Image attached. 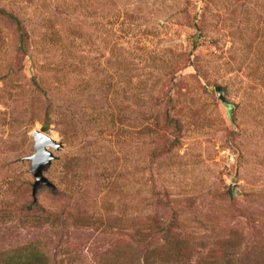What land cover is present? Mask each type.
<instances>
[{
	"label": "rangeland",
	"instance_id": "374dc122",
	"mask_svg": "<svg viewBox=\"0 0 264 264\" xmlns=\"http://www.w3.org/2000/svg\"><path fill=\"white\" fill-rule=\"evenodd\" d=\"M0 6L30 34L14 71L13 31L0 18V255L36 245L52 264H104L108 250L125 247V229L153 212L170 217L171 208L153 204L154 186L181 209L178 230L195 246L192 264L212 247L225 249V239H241V251L264 242V0ZM169 79L167 88L181 93L183 137L151 165V101ZM43 121L62 146L44 171L55 189L40 187L34 202L26 157ZM30 204L62 218H29ZM74 208L119 226L74 222L65 216Z\"/></svg>",
	"mask_w": 264,
	"mask_h": 264
},
{
	"label": "trees",
	"instance_id": "16d2710c",
	"mask_svg": "<svg viewBox=\"0 0 264 264\" xmlns=\"http://www.w3.org/2000/svg\"><path fill=\"white\" fill-rule=\"evenodd\" d=\"M0 18L13 31L14 51L17 60L14 63L17 68L13 66V70L17 71L23 58L29 53L30 34L23 20L14 11L0 6ZM170 83H172V79L163 81L159 85L158 94L151 101L155 120L151 126L146 125L151 130L148 139L150 143L148 162L151 165L155 160L169 156L175 148L181 146L184 123L179 115L177 105L181 93L179 91L173 95L172 87L167 88ZM35 86L39 88L37 82H35ZM47 128V123L43 121L42 130L46 131ZM155 188L154 186L153 204L171 208L170 217L165 220L157 212H153L146 216L144 223L138 224L132 229H125V247L112 249V251L108 250L111 254L104 264H192L193 258L196 256L195 246L191 245V238H186L178 230L181 226V209L172 207V203L176 202L169 197L168 192L163 187ZM190 204L191 200L186 206ZM25 210L27 211L26 216L44 223L58 221L63 214L59 211H49L38 204H30ZM40 211L42 212L40 213ZM65 211L67 218L83 225L98 223L110 228L119 226L114 221L97 217L95 213L89 212L86 208L65 209ZM242 242L236 236L225 239V249L221 251L220 248L212 247L205 255H200L201 261L197 264H264V242L259 243V246L252 250L241 251ZM244 253L248 254V258L253 256L254 260L249 259L246 262L247 257ZM0 264H52V262L44 249L36 245H25L1 253Z\"/></svg>",
	"mask_w": 264,
	"mask_h": 264
},
{
	"label": "water",
	"instance_id": "95a60500",
	"mask_svg": "<svg viewBox=\"0 0 264 264\" xmlns=\"http://www.w3.org/2000/svg\"><path fill=\"white\" fill-rule=\"evenodd\" d=\"M216 91L218 97L222 101H226L222 92V87L217 86ZM32 136L34 138V153L27 156L26 159L30 160L31 163V172L34 177L32 195L34 201H36V195L40 187L47 186L55 189L54 183L44 175V171L50 166L54 159L53 150H58L62 146V143L56 141L50 134L39 129L33 130ZM229 194H232L231 188H229Z\"/></svg>",
	"mask_w": 264,
	"mask_h": 264
}]
</instances>
